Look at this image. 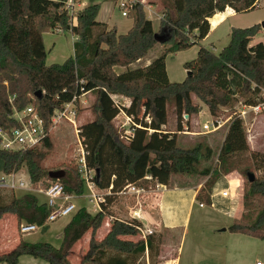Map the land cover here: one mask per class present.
I'll return each mask as SVG.
<instances>
[{"label":"trees","instance_id":"trees-1","mask_svg":"<svg viewBox=\"0 0 264 264\" xmlns=\"http://www.w3.org/2000/svg\"><path fill=\"white\" fill-rule=\"evenodd\" d=\"M66 2L0 0V129L10 134L18 127L14 110L22 111L33 105L48 133L40 148L17 151L0 148L6 175L26 168L34 184L47 186L49 181H59L67 194L78 197L85 194L87 189L77 164L72 166L71 175L61 180L51 179L52 170L43 165L52 149L54 111L80 96L82 89L96 94L93 105L96 116L85 122L79 132L86 163L95 171L96 186L100 190L112 186V195L127 185L146 191L154 190L157 184L169 186L174 175L198 174L200 164L211 160L213 151L209 146L196 144L184 148L179 145L177 134L163 131L169 104H173L181 132L183 116L199 113L200 106L194 98L207 106L213 117L236 102L253 105L264 100V42L254 43L260 25L233 28L228 45L218 54L200 47L197 58L185 63L188 74L181 83L169 81L165 63L169 54L199 45L209 34V20L214 15L228 7L237 14L248 13L256 8L258 0H163L164 12L158 28L138 2L128 12L133 25L126 34H119L116 28L108 30L97 21L99 4L79 10L76 24L71 25ZM58 31L77 37L74 54L62 64L48 65L44 34ZM157 45L166 46L160 56L146 67L130 68L148 57ZM117 68L126 71L117 73ZM114 96L130 100V106L121 109L141 126L134 127L128 142L114 125L121 112ZM75 103L78 107L80 101ZM147 117L150 123L146 122ZM248 152L246 166L241 169L247 180L243 196L247 212L241 219H235L228 231L264 240V149L251 151L243 121L237 117L231 119L221 146L220 167L210 166L201 172L207 180L197 201L210 203L208 191L213 190L222 175L237 170L240 165L234 166L235 162L240 163ZM248 173L255 175L254 182H249ZM3 193L0 189V221L10 214L17 218L19 226L33 224L44 232L49 229L45 223L50 208L39 200L38 194L27 192L5 201ZM112 195L106 196L101 211L95 215L85 208L77 210L64 228L59 248L47 242L22 239L14 249L0 254V264H19L24 256L47 264H72L69 252L87 234L90 241L80 264H141L146 255L150 256L159 236L154 233L140 238L137 228L140 224L136 221L114 220L107 235L101 240L96 238L110 215ZM257 198L263 201V206L253 215L250 208Z\"/></svg>","mask_w":264,"mask_h":264},{"label":"rangeland","instance_id":"rangeland-1","mask_svg":"<svg viewBox=\"0 0 264 264\" xmlns=\"http://www.w3.org/2000/svg\"><path fill=\"white\" fill-rule=\"evenodd\" d=\"M153 3L158 4L160 3V11L157 13L159 14L157 19V14L148 11L146 9V14L149 19L154 22L155 28H158L160 20L162 18V14L164 12V4L163 0H151ZM149 5V1L147 2ZM95 4V3H93ZM147 6L145 5L144 8ZM260 9V7H259ZM257 9V10H259ZM121 11L115 10L112 14V22L118 24L119 34H126L128 33L130 28H127V24L130 23V19L124 18L121 15ZM264 12L262 10L253 11L252 13H243L239 17L234 20V23L240 25L238 27L241 28H248L251 27L249 23L256 17H261ZM156 15V16H155ZM106 15L102 14L99 19L104 20ZM254 26V25H253ZM114 28V27H113ZM51 34V35H50ZM76 37V36H75ZM230 38V37H229ZM229 38H226L225 32L223 30H219L216 32L210 41L215 43L216 51L222 50L226 47L229 43ZM262 38H258V41H262ZM77 39V37H76ZM74 38L72 34L65 33V34H57L53 32H49V36L46 39V44L48 48V63L50 64H62L66 61L69 57L73 54V42ZM264 42V41H263ZM226 43V44H225ZM200 45H194L187 51L178 52L175 54H169L166 57V71L168 74V79L170 82L173 83H181L183 82L188 74V71L184 68L185 63L193 61L197 58ZM166 49V46L157 45L152 52L148 55V57L144 58L143 61L136 65V67H130L131 69L134 68H141L145 67L148 60L151 62L156 59L158 56L162 54V52ZM212 50V48H209ZM213 51V50H212ZM216 54V53H215ZM126 71L125 68H117V73H122ZM96 99L95 92H89L85 97L81 98L80 104L78 106V115H77V126L80 127L87 121H91L95 118L96 113L94 112V102ZM115 100L122 105L128 106L129 103L125 98L115 97ZM194 101L200 106L199 113L197 115H193L188 117L185 121V126L182 124L183 131L188 130L183 133V131L178 132V117L173 107V104H169L168 106V122L162 129L166 133L170 134H177L178 143L181 147L189 148L193 147L196 144H202L203 146H209L213 151V156L210 161H203L199 168V173L195 175H174L171 179L170 186L174 185H189L190 187H196V185L203 183L205 184L207 178L201 173L208 169L210 166L217 165L218 168L220 167V163L218 160V156L220 153L221 146L225 140L226 134L228 132V128L230 123L224 126L220 131L207 133L203 130L202 126L204 123L209 122L212 119V116L207 108L203 103H201L198 99L194 98ZM238 102L233 104V107L230 109H221V113L218 115L221 119L225 120L229 117L234 119L235 112L239 108ZM133 121V119H132ZM128 121H126V117L122 114L119 118L116 117L114 120V125L118 132L121 134V137L124 135L125 131H132L134 126L131 122H128L126 127H123ZM134 122V121H133ZM182 123V122H181ZM244 124L245 132L247 134L248 144L251 151H263L264 149V114L258 116H250L248 119V125ZM51 142H52V149L48 152L47 157L43 161V165L45 168L58 171V170H65L66 174L65 177L70 174L71 175V168L76 164L81 156V149L82 146L85 149L83 141L80 137L76 134L75 128L73 125L69 123L59 124L58 126L52 128L51 130ZM123 139V138H122ZM124 141L128 142L126 139ZM82 144V145H81ZM241 159V162H235L234 166H238L233 172V178L240 180L243 182L244 193L247 188V180L245 176L241 173V169L246 166V158L249 156V152ZM70 167V168H69ZM20 172L23 175L27 176L28 171L26 168H23ZM228 174V175H230ZM69 175V176H70ZM226 175V176H228ZM225 175L220 178L217 182L218 187H227L226 177ZM232 176V175H231ZM10 181L6 174L3 172V163L0 161V181L3 179ZM2 192H4V200L9 201L11 197L14 196H21L24 192L22 190H13L11 188H1ZM222 190V189H221ZM213 191V190H212ZM212 191H208V194L211 195ZM26 193V192H25ZM89 192L88 190L85 191L83 196L78 197L72 203L80 206H86L87 210L91 213H94V208L92 207V203L89 202ZM41 202H44L46 198L43 195L38 196ZM242 201V202H241ZM121 200L116 199V206L119 205ZM205 203V207L201 208L198 206V202L196 203V207L193 210L190 225L183 235L184 227L186 226V222L184 218L181 216H175L174 220L177 224H180L181 229L177 232L170 231L168 229H164L162 233H158L156 239L157 241L154 243V248L149 255H146L145 258L141 261V264H157L160 262L170 261L174 259L177 255L180 257L181 261L180 264H228L229 260H233L236 252L228 247H231L230 241L227 240L228 236L232 234L227 231L225 232V228L232 223V220L227 217L225 213H220L217 210H214L210 207V203ZM239 202V201H238ZM244 198L240 199V203H242V215L246 213V209L244 207ZM253 207V215H256L263 206V201L259 198L252 200ZM76 206V207H77ZM120 208V206H119ZM77 209V208H76ZM123 209L120 208V210ZM122 211V210H121ZM124 211V210H123ZM119 210L113 211V215H120ZM8 215V214H7ZM241 215V217H242ZM70 217L72 216L69 215ZM67 217H60L57 222L51 223L50 232L47 231H37L35 234L40 236L42 240H37L38 242H47L52 244L54 247L59 248L62 244L61 234L54 230L55 226L63 225L68 218ZM241 217L239 219H241ZM110 219L107 217L105 223ZM126 219V218H125ZM121 217L120 220L132 222L131 219H126ZM105 223L103 225H105ZM102 225V227H103ZM101 227V228H102ZM100 228V229H101ZM99 229V231H100ZM99 231L97 232L96 238L98 239ZM90 235V234H89ZM89 235H86L79 243H77L72 250L69 252V259L72 264H80L81 257L86 252L88 247V238ZM156 236V235H154ZM243 236V235H242ZM140 237V236H139ZM246 237V236H243ZM141 238V237H140ZM249 240H256L254 238L246 237ZM100 240V239H98ZM28 241V240H27ZM163 246V247H162ZM254 248L247 247L245 248L246 252L253 251ZM179 253V254H178ZM254 259V264L257 262L264 263L263 257L260 256H252ZM171 263V262H169ZM172 264V263H171Z\"/></svg>","mask_w":264,"mask_h":264},{"label":"crops","instance_id":"crops-1","mask_svg":"<svg viewBox=\"0 0 264 264\" xmlns=\"http://www.w3.org/2000/svg\"><path fill=\"white\" fill-rule=\"evenodd\" d=\"M148 1H149V5L147 3V5H146L147 7L145 8V11L148 8L149 12H151V13L154 12L157 14V19H158L159 14L157 12L160 11L158 9V8H160V3L155 4L151 0H147V2ZM93 3L100 5V11H99V14L97 16V21L105 24L107 26L108 30H110L114 27L118 31L119 30L118 24H116V23L114 24L111 20H112V14L114 13V11L118 10V9L120 10V8H119L120 0H84L83 6H81V8H84V7L91 5ZM259 7H260V9H259ZM257 9L262 10L264 12V0H258L257 6L253 11L254 12L259 11ZM253 11H250V12L252 13ZM250 12H248V13H250ZM121 13H122V11H121ZM102 14L106 15L104 17V20L99 19V17ZM240 15L241 14H237L232 8H229V7L226 8V10L224 12L214 15L209 20V23H210L209 34L203 40H201L199 42V45L203 46L205 48H212L213 52L216 54L220 53L221 50L219 52L216 51L215 43L213 41H210V40L212 39L213 35L216 32H218L219 30H223L225 32L226 38L228 39L230 37V33H231L233 28H241V27H238L240 25H237V23H234V20L237 17H239ZM123 17L128 18L125 16H123ZM262 22H264V14H262L261 17H256L249 24L251 26H253V25H260L261 26ZM132 25H133V21L130 19V23L127 24V26H128L127 28H131ZM53 33H57V34L61 35V33H58V32H53ZM48 36H49V33L44 34V44H45V48L47 51L46 62L48 65H50V63H48V53L49 52H48V48H47V44H46V39ZM263 36H264V29L261 27L256 38H255L254 43L257 42L258 38H262ZM72 37L74 38L73 42H75L76 37L74 35H72ZM229 40H230V38H229ZM262 42H263V40H262ZM73 45H74V43H73ZM73 54H74V49H73ZM73 54H72V56H73ZM142 61L143 60H140V61L136 62L135 64L131 65L130 67L131 68L136 67V65L140 64ZM150 63H151V60H148L145 67L148 66ZM121 98H123V97H121ZM126 100L128 101L127 103L130 102L129 99H126ZM122 114L123 113H120L117 116V118H119ZM123 115L125 116V114H123ZM127 125L128 124L126 123L125 127ZM6 176L10 179H13L14 181L23 180L26 183L31 181L29 175L25 176V175H23L22 172H18L17 174L6 175ZM218 184L219 183H216V185L213 188L212 193L213 192L218 193L221 189H223V187H218ZM203 186H204L203 183L196 185V187H190L187 184L186 185H174V186H170V185L164 186L163 185L159 189L155 188L154 190L148 191L147 192L148 194L145 195V197H146L145 199L147 200V204L144 205L143 211L147 212L148 215L150 216V218L147 217L148 220L143 222V226L145 228L152 229L156 234L162 233L164 229H168L170 231L177 232L178 230L181 229V227H180L181 223L177 224L174 220V217L175 216H179V217L182 216L186 222V226L184 227L185 232L182 233L184 235L186 233L189 225H190L192 213L196 207V203L199 202V201H197V195ZM17 190H22L24 192L23 194H25V192L26 193L27 192L32 193L28 189H17ZM100 192L103 194L107 193L105 190H100ZM17 197H19V196H17ZM112 197H113V203L109 209L110 215L108 216V217H110V219H108V221L105 223V225H103V227L99 231L98 239H100V240L103 239L107 235V233L110 230L111 223L114 220H120L121 217H124V219L130 218L129 212L132 208H134L136 206V195L128 189H125L121 192L113 194ZM77 198H78V196L73 198L72 202ZM116 199L121 200V202H119L118 206L115 205ZM211 202L214 203V207H212L211 205H210V207L214 210H217L220 213H225L227 215V217H229L232 220V223L235 219H239L242 215L243 210H242V203H240V200L232 201L229 199H224V198L220 197L219 195H216L212 199L211 195H210V203ZM119 206H120V208L123 207V209H121L122 211L120 210ZM92 207L94 208V211H95L94 213L89 212L85 205L80 206V207L77 206L76 210H79L81 208H85L92 215H95L96 213L99 212V210L96 207H94L93 204H92ZM115 209L120 211L119 216L112 214L113 211H115ZM135 210H138V208H136ZM72 217H73V215L70 218H68V220H66V222L63 223V225L54 227V230L61 234L62 240H63L64 228L71 221ZM229 226H227L225 228V232L228 231ZM50 228H51V226L49 225L48 233L51 231ZM39 230H41V228L34 231V232H31V233L22 234L19 231V222H18L17 218L14 215H10V214L5 215L3 217V219L0 221V254L7 253V252L11 251L12 249H14L22 239L25 241L28 240V242H31V243H37L38 242L37 240H42V238H40V236H37L35 234ZM231 234L232 235L228 236V238H227V240L230 241V244H231V247L229 246L228 249L230 250V248H232L236 252V255L234 256L233 260L228 261V264H254L253 263L254 259L252 256H260V257H263V259H264V240H259L257 238L252 237V238L260 241V242H257L254 240H249V238L247 239L246 237H250L247 235L235 234V233H231ZM87 235H89V234H87ZM242 235L246 236V237H243ZM89 241H90V237L88 238V243H89ZM247 247H252V248H254V250L251 251V253L246 252L245 248H247ZM180 261H181V259L177 255L174 259H172L170 261H165V262L163 261L160 263L157 262V264H171V263L172 264H180ZM169 262H171V263H169ZM258 263L259 262H257L256 264H258ZM19 264H47V263L44 261H41V260H37V259L30 257V256H24L21 258V261ZM261 264H264V263H261Z\"/></svg>","mask_w":264,"mask_h":264},{"label":"built area","instance_id":"built-area-1","mask_svg":"<svg viewBox=\"0 0 264 264\" xmlns=\"http://www.w3.org/2000/svg\"><path fill=\"white\" fill-rule=\"evenodd\" d=\"M138 2L141 3L143 6L147 5V0H120L119 8L122 11V16L128 17V12L130 8H132V6ZM83 3L84 0H67L65 4V8L70 17L71 25L76 24L77 12L82 9L81 6H83ZM150 14L152 13L150 12ZM58 33H60V31H58ZM88 93L89 92H85L82 89V94L80 96L75 97L72 102L65 104L62 109L55 110L52 117V128L58 126L59 124L69 123L74 126L76 134L79 137L80 129L78 128L76 123L77 115H78V107L75 101L80 100ZM263 95H264V89H263ZM115 102L121 110L120 113L123 114L125 113L122 111L121 107H129L131 104L129 103V105L126 106V105H122L116 100ZM238 104L240 107L234 114L237 118L242 120L243 123H246L247 125L250 116H258L264 114V100L253 105H246L241 101H239ZM13 117L18 122V127L13 129L10 134L0 129V141H1L0 148L9 151L40 148L48 133L45 130L44 121L41 118L38 111L36 110V108L33 105H29L22 111L14 110ZM125 117H126V121L131 122L134 127H141L140 125H137L132 121L133 119L132 117L126 114ZM188 117L189 115L187 114L183 116L182 124L184 126H185V121L187 120ZM231 119L232 117L223 120L220 117L212 116V119L209 122L204 123L202 128L207 133L217 132L220 131L228 123H230ZM150 121H151L150 118L147 117L146 122L150 123ZM123 127H125V125L122 126V128ZM185 131L188 130H184L183 133H189ZM133 133H134V129L133 132L125 131L122 138L129 141L130 138L133 136ZM85 155L86 152L84 147L82 146L81 156L79 160L76 162V164L78 166L81 177L84 181L86 189L89 192L88 197L90 203H92L94 207H96L99 211H101V205L106 202V196L112 195L111 192L112 186L109 189L105 190L107 193L103 194L100 192V189L96 186L94 182L95 171L87 166ZM233 175L234 173L225 177L228 184L227 187L220 190L218 193L213 192L211 194L212 199L216 195H219L224 199H229L232 201H237L243 198L244 196L243 182H241L236 178L234 179ZM146 178L152 179L150 176H147ZM47 184L48 185L46 186L43 185L42 183L34 184L31 181L26 183L23 180L14 181L13 179H10V181H7L6 179L0 181L1 188H11L13 190L28 189L32 193L43 195L46 198L45 202L50 208V214L45 224L50 225L51 223L57 221L60 217H67L71 214L73 215L77 211L76 206L72 203V199L75 198L76 196L67 194L64 190L63 185L59 181H49ZM162 186L163 185L157 184L156 189H159ZM125 189L132 191L136 195V206L130 210L129 219H131L132 221H136L137 223L140 224V226H138L137 228L141 233V238L146 239L148 235H152L155 233L152 229L145 228L143 226V222L148 220L147 217L150 218L148 213L143 211L144 205L147 204L145 195L148 194L147 193L148 191L141 188H137L133 185L125 186L123 190ZM198 205L201 208L205 207V204L202 202H198ZM210 205L214 207L213 202H211ZM136 208H138V210H135ZM38 229L40 228L33 224H21L19 226V231L22 234L31 233ZM258 264L261 263L259 262Z\"/></svg>","mask_w":264,"mask_h":264},{"label":"water","instance_id":"water-1","mask_svg":"<svg viewBox=\"0 0 264 264\" xmlns=\"http://www.w3.org/2000/svg\"><path fill=\"white\" fill-rule=\"evenodd\" d=\"M261 27L264 29V22L261 23ZM38 95H41V92H38ZM65 171L64 170H58V171H50L49 177L54 180H61L65 177ZM248 179L249 182H254L255 175L253 173H248Z\"/></svg>","mask_w":264,"mask_h":264}]
</instances>
